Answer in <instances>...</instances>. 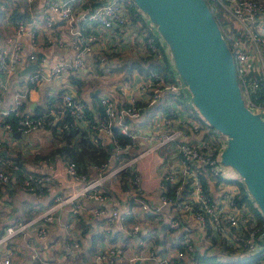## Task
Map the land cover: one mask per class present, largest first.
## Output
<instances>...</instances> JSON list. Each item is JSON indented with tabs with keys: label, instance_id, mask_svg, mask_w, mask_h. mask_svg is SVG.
Instances as JSON below:
<instances>
[{
	"label": "built area",
	"instance_id": "2783aa9c",
	"mask_svg": "<svg viewBox=\"0 0 264 264\" xmlns=\"http://www.w3.org/2000/svg\"><path fill=\"white\" fill-rule=\"evenodd\" d=\"M206 1L233 53L246 104L264 112V0ZM16 12L22 16L15 17ZM0 31V205L4 203L3 188L15 181L14 171L20 169V155H35L52 134L46 123L58 124L62 131L83 122L89 130L82 131L92 145L114 146L106 160L86 161V168L96 171L92 177L85 162L79 167L76 161H66L68 177L79 188L72 192L67 184L64 192L55 191L52 206L30 219L2 226L0 222V248L10 245L13 252L17 237L31 230L39 238H47L54 212L67 205L78 214L88 210L111 225L117 224V208L108 211L93 201H104L103 182L121 174L130 192L131 208L145 212L152 222L143 227L135 218L119 224L118 228L127 226L128 241L136 238L143 245L125 264H264V215L242 176L221 159L227 135L196 118L186 85L171 54L165 51L167 44L134 0H0ZM103 32H111L116 39L110 49L113 53L125 51L120 42L127 41L128 50L130 44L138 43L126 66L133 68L138 63L149 67L139 69L141 80L130 86L140 94L129 93L127 83H119L115 89L90 86L98 91L97 98L80 93L79 80L101 83L93 53L103 48ZM24 39L30 41L32 52H26ZM52 48L53 58L44 53ZM56 48H67L70 55H60ZM152 64L160 65L165 73L152 69ZM32 65L36 68L27 71ZM40 84L58 94L52 96L47 91L48 111L36 116L29 107L30 92ZM95 100L99 105L94 107L96 113L91 110ZM148 108L159 112L149 123L151 146L135 160L166 146L159 178L160 200L169 207L168 215L155 201L146 199L138 170L123 156L136 135L131 120L140 119ZM115 129L131 138V143L119 145ZM44 162L24 161V190L42 193L49 189L54 172L36 169ZM68 228L74 230L73 220ZM71 244L75 250L80 248L75 238ZM122 252L117 244H111L106 250L94 251L89 264H119ZM12 258L13 253L0 264H12ZM32 258L34 264H85L50 260L37 249Z\"/></svg>",
	"mask_w": 264,
	"mask_h": 264
},
{
	"label": "crops",
	"instance_id": "0c3cea01",
	"mask_svg": "<svg viewBox=\"0 0 264 264\" xmlns=\"http://www.w3.org/2000/svg\"><path fill=\"white\" fill-rule=\"evenodd\" d=\"M101 35H104L100 44L103 48L99 50L97 49L93 53V57L98 60L97 69H99L101 73V83L99 81L97 86L101 84L104 87L107 86L111 89H115L119 83H122L123 85L127 83L128 86L126 88L129 93L140 94L138 90L130 88V86H135L141 80L140 72L142 71L126 66V64L129 63L127 57L130 54L135 53L138 43L135 42L134 44H130L128 50V42H120V46L125 51L113 53L110 49L116 43L115 37L112 36L111 32H103ZM0 38H2V31H0ZM126 38H128V35ZM24 42L26 43V52H32L30 41L24 39ZM57 50L58 49L56 48V51ZM57 52L64 56L70 55V51L67 48L61 49ZM44 53L48 57H54L53 48L45 49ZM101 62H104V64ZM90 86L92 85H90L88 81H82L83 91L80 93H84L86 96L98 95V91H93L89 88ZM46 88L47 87H45L44 84H40L38 87L31 90L29 104L31 109H34L37 106H43V103L45 102L43 95L47 93V91H45ZM91 107V110L95 112L94 107H99L97 100H95L94 106L93 103L91 104ZM158 113V110L156 111V109L148 108L143 112L140 119L131 120L130 123L134 128L136 135L133 146L128 152V158L134 163V167L138 170V174L141 176L146 199L148 201H155L161 206L164 215H168L169 207L163 205L160 200V162L165 151L160 149L159 151L149 153L135 160L140 153H143L149 146H151V140L149 138L151 130L149 123L154 115H157ZM193 113L197 116L196 118H200L206 123L196 111ZM75 124L77 126H74L78 129L89 130V127L83 122H76ZM48 137L50 139V146L52 147L53 145L52 149H54L57 146L58 141L53 138L52 134L48 135L44 141L47 140ZM37 153L35 155L32 153L19 155L22 161L31 164L36 163L39 159H44V164H42L41 167H36V169L38 171L54 172V182L49 183V189L44 190L42 193L24 190L21 183L18 184L16 180L5 186L2 190L4 203L3 205H0L1 226L4 223L12 224L19 220L30 219L41 210L50 208L54 200L55 191L64 192L67 184L71 186L72 192H75L79 188L77 182L70 181L65 168L66 160L62 154L55 152L52 156L46 158L45 156L49 151L48 147H45V145H41L39 152ZM87 163L88 162H85V168L87 167ZM86 171L91 177L96 175V171L93 168L88 167L86 168ZM121 177L122 175L119 174L112 179L104 181L102 187L105 190L106 198L101 202L93 201V204L102 205L108 211L117 208L120 213L117 224L111 225L105 221V217L97 218L88 210H81V214H78L70 209V205L60 207L54 212L55 219L50 226V232L47 238H39L33 230L24 235H20L15 240L13 252L11 250L12 246L10 245L0 248V260L13 253L12 264H34L32 254L37 249L41 250L44 257L50 260L63 263L82 262L89 264L94 251L99 249L106 250L111 244H117L123 251L118 257V263L125 264L129 260L131 254H136L138 251H142L143 245H141L136 238L128 241L127 226L124 225V228H118L119 224H128L135 218V221L144 224L143 227H146V224L150 225L152 222H148L147 214L145 212L141 210L134 211L131 208L132 201L130 192L127 191L128 187L124 185L122 182L123 179H120ZM71 220L75 223L74 230L68 228V224ZM1 232L2 230L0 233ZM98 234H102V236L100 237ZM74 238L80 242V248L78 250H75L71 244ZM134 264L140 263L136 261Z\"/></svg>",
	"mask_w": 264,
	"mask_h": 264
},
{
	"label": "water",
	"instance_id": "95a60500",
	"mask_svg": "<svg viewBox=\"0 0 264 264\" xmlns=\"http://www.w3.org/2000/svg\"><path fill=\"white\" fill-rule=\"evenodd\" d=\"M134 1L167 44L193 104L227 135L221 159L242 176L264 215V112L246 104L233 53L214 12L206 0Z\"/></svg>",
	"mask_w": 264,
	"mask_h": 264
},
{
	"label": "trees",
	"instance_id": "16d2710c",
	"mask_svg": "<svg viewBox=\"0 0 264 264\" xmlns=\"http://www.w3.org/2000/svg\"><path fill=\"white\" fill-rule=\"evenodd\" d=\"M134 13H136L134 11ZM15 17H20V13L16 12L14 14ZM152 69H158L159 71H162L165 73V69L162 68L160 65L152 64L150 66ZM133 68L147 70L148 68L145 66H142L138 63H135L133 65ZM80 84V80L78 81ZM256 96V94H255ZM94 98H97V95L94 96ZM262 99H259L258 101H261ZM51 102H47V98L45 99V102L43 103V106H37L33 110L35 112L36 116H42L44 113L48 111V106ZM90 113V111H88ZM69 116H67V119ZM47 121H50V118L46 119ZM46 127H49L51 129V133L54 139H57V146L52 149L45 157L52 156L55 152L62 154L64 159L66 161H76L79 164V167H82L84 162L86 161H94V162H100L104 161L107 158H109L111 152L114 150V146L109 145L107 148H100L92 145L88 138L86 137L84 131L78 129L74 125H70L67 128H64L62 131L57 125H53L50 123H46ZM115 138L119 145L125 146L128 143H131V138H129L127 135H124L120 130L115 129ZM123 156L128 157L127 153H123ZM21 160V166L19 170L14 171L15 180L17 183H21V180L26 176V168L24 167L23 163L24 161ZM100 237L102 234H98Z\"/></svg>",
	"mask_w": 264,
	"mask_h": 264
},
{
	"label": "rangeland",
	"instance_id": "374dc122",
	"mask_svg": "<svg viewBox=\"0 0 264 264\" xmlns=\"http://www.w3.org/2000/svg\"><path fill=\"white\" fill-rule=\"evenodd\" d=\"M165 51L169 53V48H168V46H166ZM89 84H90V85H98V82L95 81V80H91V81L89 82ZM45 91L50 92V94H51L52 96H56V95L58 94V91H57V90H53V88H51V87H48L47 89H45ZM43 97H44V99H45V98H46V94L43 95ZM187 99H188V102H189V100H190L191 98L189 97V98H187ZM43 102H44V101H43ZM193 105H194V104H193ZM189 106H190V105H189ZM191 109H193L194 111H196V112L200 115V117H202L205 121H207V120L201 115V113L199 112V110L197 109V107H196L195 105H194V107L191 106ZM43 145H45V147H48V151H49V152L52 150L53 145H52V147L50 146V139H49V137H48L47 140L44 141V144H43ZM165 148H166V146L162 147L161 149L164 150Z\"/></svg>",
	"mask_w": 264,
	"mask_h": 264
}]
</instances>
